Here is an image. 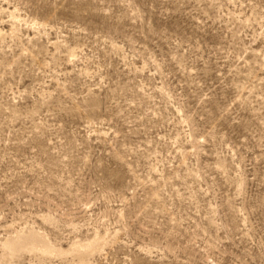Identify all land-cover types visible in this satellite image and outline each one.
I'll use <instances>...</instances> for the list:
<instances>
[{"label":"rangeland","instance_id":"1","mask_svg":"<svg viewBox=\"0 0 264 264\" xmlns=\"http://www.w3.org/2000/svg\"><path fill=\"white\" fill-rule=\"evenodd\" d=\"M0 264H264V0H0Z\"/></svg>","mask_w":264,"mask_h":264},{"label":"bare ground","instance_id":"2","mask_svg":"<svg viewBox=\"0 0 264 264\" xmlns=\"http://www.w3.org/2000/svg\"><path fill=\"white\" fill-rule=\"evenodd\" d=\"M30 231H33V230H30ZM30 231H28V232H30ZM95 243L97 244V242H94L92 244H89L87 247L91 250V248L94 246L93 244H95ZM4 246H3L4 249L8 250L10 256H18V257H19V254L21 252H23V251H31V252H35V253H36V251H38V252H41L43 254H53L56 251H58L60 253L62 252L61 249L56 250V249L52 248L50 245L47 244V242H45V240L42 237L34 234L33 232L32 233H28V234H24V235H20V236H17V237H13L12 239L6 241ZM76 247H80V245H78ZM95 247H97V246H95ZM67 250H68V248H67ZM74 250H76V248ZM77 250H78V248H77ZM64 251H65V249H64ZM88 253H86V254H88ZM70 254H71V252H70ZM76 254H77V251H76ZM78 254H81V253H79V251H78Z\"/></svg>","mask_w":264,"mask_h":264}]
</instances>
